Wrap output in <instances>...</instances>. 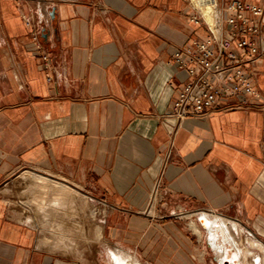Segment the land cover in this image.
<instances>
[{
    "label": "crops",
    "instance_id": "crops-1",
    "mask_svg": "<svg viewBox=\"0 0 264 264\" xmlns=\"http://www.w3.org/2000/svg\"><path fill=\"white\" fill-rule=\"evenodd\" d=\"M194 13L189 0H0V264H112L116 250L141 264H197L211 246L185 222L201 209L264 242V108L226 101L180 125L169 114L187 79L172 54L207 34ZM256 67L264 94V59ZM26 170L105 205L96 257L39 246L9 197Z\"/></svg>",
    "mask_w": 264,
    "mask_h": 264
},
{
    "label": "built area",
    "instance_id": "built-area-1",
    "mask_svg": "<svg viewBox=\"0 0 264 264\" xmlns=\"http://www.w3.org/2000/svg\"><path fill=\"white\" fill-rule=\"evenodd\" d=\"M208 1L213 6L212 22L189 0L195 12L190 20L205 26L206 36L176 48L172 54L176 69L187 73L169 113L178 125L187 117L212 114L226 101H232L230 108H264V94L256 82V66L264 59V5L253 0ZM41 57L48 81H52L55 74L50 56L45 53ZM170 141L167 160L174 150L173 136ZM162 188L160 177L151 193L150 207L162 199Z\"/></svg>",
    "mask_w": 264,
    "mask_h": 264
},
{
    "label": "rangeland",
    "instance_id": "rangeland-1",
    "mask_svg": "<svg viewBox=\"0 0 264 264\" xmlns=\"http://www.w3.org/2000/svg\"><path fill=\"white\" fill-rule=\"evenodd\" d=\"M23 172H17V174H15V176H13L8 183V187H10L11 189V195L9 196L10 202L13 203L15 211H18L20 215H23L22 220L25 219L29 214L36 216L35 210H37L39 199H41L42 196L45 195L43 199H45L46 201H49L52 197L58 196L56 193H52L50 191L47 193L45 192V190H39V188L37 190H27L28 182L21 178ZM33 172L37 174H43L36 171ZM47 176L48 186L53 184L54 180H59L70 186H74L59 177L57 178L54 176ZM34 182H37L36 178L33 179V183ZM74 187L77 189V193L75 194V196L65 194V196H68L66 199H64L66 201L63 213L61 212L55 214L54 218L50 217L49 224L47 225V228L50 229L51 232L54 231L58 233L59 236H62L64 238V243L66 244L67 249H64L65 244L61 245L55 250L51 249V247L49 246V242L54 238L47 233L44 234L42 232L41 227H38L35 224L34 227H36L38 231V243H41L45 248L47 247L48 249L55 251L58 254L62 253L71 257L89 255L92 258L93 256H95L97 245L98 243H100L99 241H101L100 224L102 220L106 219V207L102 203H96L87 192L82 191L76 186ZM55 191L56 190H54V192ZM34 192H36L37 194ZM200 218L201 217L198 215H191L189 218L186 219L185 222L186 226L191 228L201 239H203L202 246L204 245V247H206L204 240H207V244L211 246V248L208 247V249H206V254L202 256L201 262L197 261V264H221L219 253L215 252L213 246L210 243L208 229L199 223ZM192 220L202 230L201 234L196 232L195 229L191 227L192 225H190V222ZM242 225L244 226L243 232L238 235V238H242L244 240V245L247 246L249 249L251 255V257L250 255L248 256L249 261L251 262V260H254V258H259L258 264H264V253L252 248L247 238L249 237L252 239H258L259 237H255L250 231L247 230L244 224ZM192 230L189 229V233L192 237L196 238V235L193 233ZM230 249L231 246H228L225 250L228 251ZM185 262L186 264H189L191 262V259H185Z\"/></svg>",
    "mask_w": 264,
    "mask_h": 264
},
{
    "label": "bare ground",
    "instance_id": "bare-ground-1",
    "mask_svg": "<svg viewBox=\"0 0 264 264\" xmlns=\"http://www.w3.org/2000/svg\"><path fill=\"white\" fill-rule=\"evenodd\" d=\"M192 2L201 10L208 21H213V6L208 0H192ZM21 178L28 182L27 190H37L39 188L41 191L45 190L47 193L50 191L58 195L56 197H52L49 201L43 199L45 195L42 196V198L39 199L37 210H35L36 216L29 214L23 220L29 225L35 226L36 224L38 227L40 226L44 234L47 233L54 238L49 242L51 249L55 250L59 248L61 245L65 244V240L62 236H59L58 233L54 231L51 232V230L47 228V225L50 221L49 218H54L55 214L57 213H63L66 201L64 199H66L68 195L75 196L77 189L74 186H70L59 180H54L53 184L48 186V176L46 174H37L31 170L24 171L21 175ZM34 178H36L38 183H33ZM54 190L56 191L54 192ZM65 194L68 195L65 196ZM195 214L201 218L203 217L201 222V218L199 219V223L208 229L210 243L213 246L215 252L219 253L221 264H254L253 260H251V262L249 261L248 256L250 255V252L248 247L244 245V240L242 238H238V235L243 232L244 226L242 224H240L238 221L235 222V220L232 218L227 219L225 216H221L216 212L214 213L207 210L201 209L200 211L195 212ZM190 225H192L191 227H193L196 232L201 234L202 230L194 221H191ZM247 238L252 248L264 253V242L262 240L259 238ZM39 246L41 248H45L41 243H39ZM228 246H231V249L226 251L225 249ZM64 249H67L66 244ZM108 255L110 256V262L112 264H141L135 257L123 255L118 250L115 252L110 251ZM258 260L259 258L255 259L256 264Z\"/></svg>",
    "mask_w": 264,
    "mask_h": 264
},
{
    "label": "water",
    "instance_id": "water-1",
    "mask_svg": "<svg viewBox=\"0 0 264 264\" xmlns=\"http://www.w3.org/2000/svg\"><path fill=\"white\" fill-rule=\"evenodd\" d=\"M54 10H55V9H54ZM51 16H53V18H54V11L51 12ZM202 218H203V217H202ZM202 218L200 219V222H201Z\"/></svg>",
    "mask_w": 264,
    "mask_h": 264
}]
</instances>
